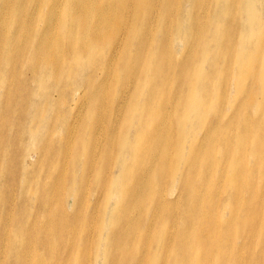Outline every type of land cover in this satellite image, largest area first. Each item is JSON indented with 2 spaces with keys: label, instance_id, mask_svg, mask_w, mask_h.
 Wrapping results in <instances>:
<instances>
[{
  "label": "bare ground",
  "instance_id": "1",
  "mask_svg": "<svg viewBox=\"0 0 264 264\" xmlns=\"http://www.w3.org/2000/svg\"><path fill=\"white\" fill-rule=\"evenodd\" d=\"M207 60H218L219 68L227 61L213 82L206 78L214 74ZM76 63L75 78L67 81ZM263 70L264 0H0V91L6 93L0 108L8 109L11 117L18 93L27 91L23 111L32 95L43 97L42 105L53 109L52 134H34L39 124L31 123L28 142L38 144L35 138L42 137L40 150L54 161V191L47 190L44 199L47 214L54 218L48 227L57 230V241L71 232L62 199L63 176L57 170L72 154L66 159L62 147L57 150L55 145H65L55 142L58 127L61 139L74 137L68 141L75 145L73 158L85 144L92 148L82 170L90 172L87 185L93 190L95 172L109 184L113 168H122V181L113 186L122 187L118 196L133 198L140 213L124 229L132 237L126 254L136 264H145V254L136 249L148 247L157 237L163 236L167 245L177 242L179 249L160 264L193 258L187 256L188 231L196 252L200 238H210L195 264L209 259L210 247L215 253L225 245L219 244L220 238L233 233L208 226L215 225L216 218L203 224L188 211L199 202L203 212L212 202L211 192L217 194L214 202L225 192L234 233L258 230L264 240V203L245 197L252 189L264 193ZM181 85L188 89L186 96ZM188 119L196 124L186 130ZM98 146L103 151L96 165L92 157ZM33 157L25 153L24 159ZM234 157L238 164L231 163ZM230 169L237 173L229 175ZM174 173L181 178L178 188L166 184ZM215 178L220 180L217 185ZM139 194L144 196L137 199ZM181 199L184 230L177 234L172 232L176 218L173 227L164 220L167 207ZM123 210L121 218L131 216ZM76 218L75 224L84 226L85 215L79 212ZM248 221L255 225H245ZM116 224H121L119 218ZM145 225L150 227L143 229ZM80 235L87 239L84 232ZM112 242L110 251L121 245L117 239ZM123 252L112 253L103 264H128ZM240 257L241 264H262L259 252H242Z\"/></svg>",
  "mask_w": 264,
  "mask_h": 264
},
{
  "label": "rangeland",
  "instance_id": "2",
  "mask_svg": "<svg viewBox=\"0 0 264 264\" xmlns=\"http://www.w3.org/2000/svg\"><path fill=\"white\" fill-rule=\"evenodd\" d=\"M214 61L207 60V69L211 70V73L214 74H210L206 78H210L212 82L215 80L214 77L216 79L220 77L221 71L227 65V61L222 60V66L219 68L216 63L218 60ZM212 64L216 65L217 70L214 67L211 68ZM78 67L79 64L76 63L72 73L70 75L66 74L67 81L75 78V69ZM20 73L24 75V71L21 70ZM262 73H264V70ZM66 78L63 77V80ZM35 84L32 83L31 88ZM179 89L184 96L188 94V89L184 85H181ZM26 93L27 91H20L18 93L19 98L15 101L19 100L13 105L14 113L11 117L7 115L8 109L0 108V264H57V261L59 264H67L72 251L70 264H79V257L81 264H103L105 259L107 262H110V255L112 253L116 254L121 249L124 250L123 259L127 260L128 264H136L132 261V257L126 254L125 250H128L132 244V237L124 229L128 220H135L140 213L138 207L134 204L133 198L119 197L118 191H121L123 188L113 186L119 178L122 181V168L117 166L113 168L109 184H104V175L102 173L95 172L94 176L97 178V186L93 190L92 185H87L90 172L82 170L83 163L86 161L84 156L88 155L92 151V148L85 144V150L77 158H73L75 156V145L69 144L68 141H71L74 137H68L66 140L61 139L58 127L57 139L54 140L57 144L65 145L55 146H57V150L59 147H62V151L65 152L63 158L71 156L70 152L72 156L69 161L63 159L64 163L57 170V175L60 172L63 176L62 199L66 205L65 213L68 214L71 228L68 237L65 235L62 240L57 241V230L56 232H52L48 227L54 221V218L47 214L48 209L45 208L44 200L47 190L50 194L54 191V161L48 153L40 150L43 146V144H40L43 143L41 142L43 140L42 137L35 138L38 144L28 143L32 136V132L29 129L31 123L39 124L34 134H42L47 131L52 134L51 121L53 109H48L42 105L43 97L39 98L32 95L33 98L30 105L27 104L29 106L23 111L25 105L22 106L21 102ZM77 93L80 94L79 91ZM4 94L6 95L4 90H1L0 105L4 99ZM79 94L76 97L79 98ZM58 96L59 92H57ZM254 105L258 108V103ZM172 115L170 113V123ZM2 118L9 119L4 121ZM49 123L51 124L49 125ZM195 124L196 122L193 119H188L185 129L188 130ZM82 134L87 135L86 132H79L78 136ZM131 136L133 135L131 134ZM98 137H101V134ZM20 151H22L21 155L19 154ZM102 151L99 146L94 147L93 164L97 165L99 163L101 155L98 156V153L101 152L102 154ZM25 153H34L35 157L28 161L24 159ZM248 161L250 162V158H248ZM7 162L10 163L9 168L5 167ZM231 163L238 164L235 157ZM182 167L183 164H181ZM35 168L40 169V171L34 170ZM235 173L237 172L232 169L229 170V175L233 176ZM173 177L172 179H165L166 184L178 188L181 178L179 176L176 177L175 173ZM193 177L199 178L194 175ZM215 183L217 185L220 183V180L216 179ZM104 185L110 186L109 192H105V194L103 191ZM204 189L205 187L201 188V190ZM164 192L165 189H163L162 193ZM59 193L57 190L56 195L58 196ZM224 193L218 196V202H214L213 200H215L217 194L211 192L212 202L205 207L203 212H200L198 209L201 205L199 202L188 209L192 215L200 216L203 224L208 222V220L216 218L214 220L216 224L214 225L213 223L208 226H215L216 230L225 235L233 233L232 236L226 235V237L220 238L219 244L225 243V245L220 246L215 253L214 249L210 247L209 255L206 257L209 259L202 264H210L211 260L215 264H237V262L241 264L240 254L242 252H259L263 257L262 264H264V254L262 253L264 249L260 248L264 240L260 231L242 230L240 233L233 232L229 223L232 210L230 204H227V200L223 198ZM143 196V194H139L137 199ZM245 197H251L257 202L264 203V193L255 194L253 189L246 192ZM184 202V199H181L179 202L167 207L169 216L164 222L170 223L173 227L172 222L174 217L177 221V225L176 221L174 223L173 233L179 234L184 230L182 222L184 217L182 215L186 210ZM147 204L151 207L155 205L153 201ZM81 206L84 208H81ZM123 208V213L131 214L130 217L126 219L120 217ZM79 212L85 215L86 221L84 226L75 224L77 220L76 216ZM117 218L120 219V225L116 224ZM148 221L150 222L151 220L148 219ZM245 225H255V223L248 221ZM78 227L84 232L86 240L80 235L82 232H77ZM148 227L150 225H145L143 229ZM169 227L167 226V228ZM191 236L192 234L188 231L187 244L190 251L187 253V256H192L193 258L188 262H175L172 264H195L197 262L198 254H201L202 247L210 238L204 239L201 237L198 242L200 249L196 252L194 248L195 244L190 243L192 240ZM163 238V236L157 237L155 241L149 242L148 247L144 246L136 249L138 252L145 254V264H160L164 262L167 255H171L174 251L179 250L175 248L177 242L167 245L164 243ZM115 239L121 245L115 246V250L110 251L109 246L112 245V241ZM59 250L61 251L58 252ZM73 254L75 255L74 262ZM170 262V259H167V264H170Z\"/></svg>",
  "mask_w": 264,
  "mask_h": 264
}]
</instances>
